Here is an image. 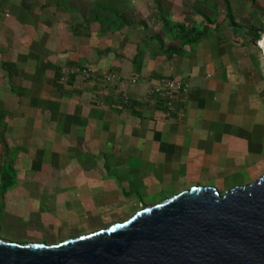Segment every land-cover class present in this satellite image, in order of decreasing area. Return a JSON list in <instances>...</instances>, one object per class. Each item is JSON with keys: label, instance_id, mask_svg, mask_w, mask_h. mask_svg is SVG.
Returning a JSON list of instances; mask_svg holds the SVG:
<instances>
[{"label": "crops", "instance_id": "obj_1", "mask_svg": "<svg viewBox=\"0 0 264 264\" xmlns=\"http://www.w3.org/2000/svg\"><path fill=\"white\" fill-rule=\"evenodd\" d=\"M113 2L0 0V142L24 137L36 143L19 151L0 144V157L41 161L35 173L14 176L5 191L17 182L29 190L78 191L92 214L158 191L227 187L264 170L257 47L241 38L245 34L232 37L226 29H209L198 41L182 43L175 38L179 20L151 24L147 8L139 15L130 0L126 8ZM65 65L123 78L184 79L190 93L181 115L140 113L123 109L114 91L99 102L101 79L74 77L70 85L60 84ZM25 203L26 211H35Z\"/></svg>", "mask_w": 264, "mask_h": 264}, {"label": "water", "instance_id": "obj_2", "mask_svg": "<svg viewBox=\"0 0 264 264\" xmlns=\"http://www.w3.org/2000/svg\"><path fill=\"white\" fill-rule=\"evenodd\" d=\"M253 44L264 56V38ZM0 264H264V174L223 194L192 186L58 244L0 239Z\"/></svg>", "mask_w": 264, "mask_h": 264}, {"label": "rangeland", "instance_id": "obj_3", "mask_svg": "<svg viewBox=\"0 0 264 264\" xmlns=\"http://www.w3.org/2000/svg\"><path fill=\"white\" fill-rule=\"evenodd\" d=\"M114 1L116 3L115 6L113 2L114 8H126L129 5V3L126 2L127 0ZM130 1L134 4L135 8L138 9L139 15H141L142 8L145 7L148 9L147 15L151 24L156 25L159 22L163 26H167L171 24V21L179 20L181 23L177 22V25L175 24L176 26H180L178 30L179 33L175 31L176 27L174 32L179 34L175 35V38H179L178 40L182 43L187 42V38L192 37L195 33L205 30V27L213 30L212 32H219L226 29L230 31L232 37L237 35L240 37L239 29L236 31L229 24L231 18L239 28H256L261 33L259 40L264 38V0ZM94 7L95 5L93 4L90 7L93 12H95V10L97 11ZM165 8L168 9L170 13L165 11ZM105 16L109 17V15ZM121 20L124 21L122 15ZM150 30L154 33L157 32L158 28L152 26ZM245 36L241 38L254 46V37ZM256 40H258V38H256ZM255 52L256 55H258L257 63L259 65L261 78H263L264 82L263 53L258 47L255 48ZM20 139L23 141L10 143L0 142V144H7L6 150H8V145L12 146L9 150L16 151L36 148V143H31L32 140L30 142L28 140L26 141L24 137H20ZM48 147H50L49 144L47 148ZM30 161L33 162L32 169L29 166ZM39 163H41V161L37 158L0 157V174L6 172L7 167L10 166L15 173L16 179H19L18 176L23 178L24 175L35 173L39 168ZM263 174L264 170L260 171L255 176L242 175L241 177H244V179L227 187L216 188L223 194L226 190L235 186L252 183ZM21 182L31 185L30 180L25 178L22 179ZM18 186L19 183L17 182L16 189L12 191H5L2 193L0 190V239L16 243H44L47 245L57 244L82 234L105 229L114 223H121L142 206L160 203L190 188L186 187V189L183 190L167 191V193L163 195H161V191H158L148 198L141 199V201L132 198L127 202L122 201L117 208L111 209L112 207L107 208V206H103L100 212L87 214L88 207L79 199L78 191L74 195V193L71 194L68 190L58 189L57 186L53 189L34 187L33 190H29L25 185L20 184L21 188ZM196 186L214 185L197 184ZM25 202L30 203V208L35 209V211H26L25 208H28V206ZM96 207L98 208V206ZM65 209H68V212L64 214L63 211ZM84 210L86 212L83 214L82 212Z\"/></svg>", "mask_w": 264, "mask_h": 264}, {"label": "built area", "instance_id": "obj_4", "mask_svg": "<svg viewBox=\"0 0 264 264\" xmlns=\"http://www.w3.org/2000/svg\"><path fill=\"white\" fill-rule=\"evenodd\" d=\"M85 80L101 79L99 102L108 99V92L114 91L121 98L123 109H130L140 113L149 112L171 118L181 115L180 107L190 93V85L184 79H163L150 76L144 79L123 78L114 71H98L92 68H81L75 65H65L60 68L59 82L70 85L72 78ZM130 89L142 92L138 98Z\"/></svg>", "mask_w": 264, "mask_h": 264}, {"label": "trees", "instance_id": "obj_5", "mask_svg": "<svg viewBox=\"0 0 264 264\" xmlns=\"http://www.w3.org/2000/svg\"><path fill=\"white\" fill-rule=\"evenodd\" d=\"M229 24L236 31L239 29L238 31H240V33L242 34H245L246 36H249V37L253 36V37L258 38V40L260 39L261 33L256 28H248V29L239 28L235 25V22L233 21L232 18L230 19ZM177 28L179 29L180 26H177ZM206 30L209 31V28H205V30L195 33L192 37L187 38L186 41L188 43H193V42L198 41L202 36L205 35V33L207 32ZM14 176H15L14 171L12 170L10 166H8L7 171L2 173L1 175V189L0 190L2 192H4L5 190L13 186Z\"/></svg>", "mask_w": 264, "mask_h": 264}, {"label": "bare ground", "instance_id": "obj_6", "mask_svg": "<svg viewBox=\"0 0 264 264\" xmlns=\"http://www.w3.org/2000/svg\"><path fill=\"white\" fill-rule=\"evenodd\" d=\"M260 45H261V47H262V40H260ZM264 57V56H263ZM174 196V195H173ZM156 204H158V203H156ZM138 211V210H137ZM137 211H135L130 217H128L127 219H125L124 221H126V220H128L129 218H131ZM124 221H122V222H124ZM121 222V223H122ZM115 224V223H114ZM113 225V224H112ZM111 225H109L108 227H110ZM99 230H101V229H99ZM99 230H97V231H99ZM97 231H94V232H91V233H87V234H82L83 236L84 235H89V234H92V233H95V232H97ZM82 235H80V236H82ZM79 237V236H78ZM58 244V243H57Z\"/></svg>", "mask_w": 264, "mask_h": 264}]
</instances>
